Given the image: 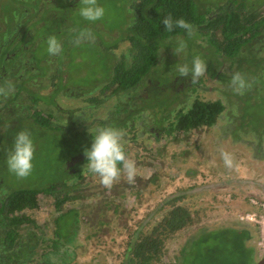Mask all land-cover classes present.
Wrapping results in <instances>:
<instances>
[{
  "label": "rangeland",
  "instance_id": "obj_1",
  "mask_svg": "<svg viewBox=\"0 0 264 264\" xmlns=\"http://www.w3.org/2000/svg\"><path fill=\"white\" fill-rule=\"evenodd\" d=\"M58 1L0 0V36L23 21V11L33 13L32 20L44 25L41 31L37 30L34 49L7 43L0 38V52L10 43L12 47L19 48L16 60L21 61V66L33 62L34 58L40 59V65L34 68L31 75L33 87H22L17 102L20 104L22 99L27 100L29 94L34 99L37 95L32 88L40 91V97L49 96L50 92L54 95L50 102L41 100L34 108L41 110L45 116L49 113L53 115L51 128L41 127L40 121L38 124L25 121L23 117L18 122L21 126L14 130L0 126V198L12 189L51 184L57 185L61 195L71 197L58 211L54 196L39 194L40 206L23 210L35 221V225H30L29 232L21 234L22 242L33 237L32 241L26 242V245L31 242V246L27 247L32 260L39 264L43 260L52 264H123L127 243L135 234L149 233L166 213L168 207L164 206V199L169 194L182 191L185 194L183 204L191 211L192 221L165 240L162 256L155 264H176L179 251L191 236L204 228L220 226L246 227L252 237L246 242L241 238L242 234L230 236L231 239L210 240L206 246L195 249V258L189 264H253L257 261L264 254V233L251 215L255 213L264 225V90L258 97L255 96L254 92L262 86L254 77H249L251 73L246 71L249 64L245 63L244 71L248 77L246 80L252 86L244 93L246 97L250 91L243 108L240 99L227 95L234 91L230 82L224 79L227 76L232 78L234 68H230L228 62L218 64L215 53L210 54V59L215 60L213 67L206 63V73L196 84L191 83L190 76L180 79L178 73L174 79L171 77L179 65L187 63L191 67L196 56L207 61L208 57L204 55L208 54H204L202 47L206 48L210 37L221 41L218 30L211 34L195 29L194 35L191 38L187 35L186 39V42L192 43L187 44L185 51L179 55L173 50L181 37L168 38L158 51L159 68L164 74L158 79L153 78L154 75H151L153 80L145 78L138 85L140 89L137 87L126 95V102L133 96L131 105L125 103L115 109L116 101L111 93L115 85L110 86L109 80H106L109 62L114 57L115 60L126 59L130 63L134 52L126 40L127 36L120 39V33L114 31V27L120 29L123 24L128 25L131 15L125 12V5L138 0H97L105 8V15L95 22L79 15L80 0L73 7L57 5ZM196 1L200 5V0ZM226 1L208 0L204 6L213 10L215 5ZM254 1L251 0L250 4L253 5ZM260 2L257 10L264 14V1ZM54 3L56 7L52 10ZM39 16L42 18L40 21ZM82 29L93 33L94 43L85 42L79 46L72 43ZM57 30L63 31L61 41L64 37L66 41L73 39L67 47L63 46L62 54L57 55L54 62L48 63L49 58H44L48 53L47 39L51 35L56 36ZM115 42L117 46L109 51L108 45ZM196 51L200 53L193 56ZM241 55L254 63L256 57L261 60L258 74L264 75V39L254 45L251 54L242 51ZM7 57L10 58V54ZM61 67L60 73L65 80L60 84L56 79L54 84V76L58 77L55 70ZM15 70L19 68L15 66ZM220 75L221 78L218 77ZM177 95L179 99L170 104L173 96ZM142 96H147L151 103L158 101L163 104L156 111L145 109V115L136 117L139 107L132 104H141ZM90 98H93L91 103L88 102ZM194 98L222 100L225 110L213 126L185 132L173 131L161 136L153 125L154 120L159 122L160 129L167 126L173 121L170 110H175L174 106L176 110L182 105L189 107ZM55 101L57 106H53ZM11 106L12 103L3 106L0 103V111ZM132 106L133 112L130 111ZM244 109L251 117L248 122L245 117L243 120L246 123L241 126L235 118ZM169 113L171 118H167ZM123 122L125 124L121 125ZM236 122L238 126L233 132L232 126H236ZM103 126L124 131L126 155L135 160L138 169L134 183H128L122 173L120 180L108 189L97 175L88 171L85 150L91 148L93 137ZM21 130L30 133L35 147L33 170L25 179L16 177L7 166L8 155ZM78 138H83L85 144L76 151L81 145L80 142L77 144ZM224 151L233 156L230 168L222 159ZM66 211L70 212L66 217H58L60 212ZM65 224L73 235L70 233L64 239L56 235L55 230L61 226L63 233ZM23 230L24 226L19 228L20 232ZM34 238L38 242L33 243ZM247 248H252L251 254ZM204 252L207 259L202 256ZM23 263V260L19 262Z\"/></svg>",
  "mask_w": 264,
  "mask_h": 264
},
{
  "label": "trees",
  "instance_id": "obj_2",
  "mask_svg": "<svg viewBox=\"0 0 264 264\" xmlns=\"http://www.w3.org/2000/svg\"><path fill=\"white\" fill-rule=\"evenodd\" d=\"M250 1L251 0H228L222 4L215 5L213 10L205 9L204 3L208 2V0H200V5H197L196 0H138L136 3L132 2L128 5L126 4L125 12L131 15L130 22L126 26L123 24L124 27L122 25L120 29H116L117 26H115L114 31L120 33V39H124L125 35L127 36L126 40L129 41L134 54L132 55L130 63H128L126 59L115 60L114 57L109 62L110 67L106 80H109L110 86L113 84L115 85L111 91L112 95H114L113 100L116 101V103H114L115 109L123 106L125 103H130L129 105H131L133 96L128 98L129 100L126 102L124 101L126 95L131 90L139 87L138 85H140L145 78L153 80V78L156 77L158 79L161 74H164L159 68L158 51L166 39L180 36L186 41L187 33L185 30L174 27L171 32H168L164 28L163 18L168 15H171L174 21L178 18L185 19L195 25L196 30L211 34L218 30L221 41L210 37L206 48L202 47V51H205L204 54H208H203L208 57L206 63L208 65L211 64L210 67H213L215 60L210 59V54L215 53L216 62L218 64L228 62L229 67L234 68L231 75L240 72L244 74L245 78H248L247 73L244 71L245 63L249 64L246 71L251 73L249 77L252 76L256 81L261 83L262 87L257 90L260 95L264 90V75L258 74L261 60L256 57L255 59L257 60H255L254 63L246 56L241 55L242 51H247L248 54H251L254 45L258 41L264 39V14L257 10V6L261 5V2L260 0H255L252 5ZM263 1L264 0H262V2ZM76 3H78V0H70L68 7H73ZM131 9H133L134 13ZM43 28L44 25L37 26V22L29 26V29L35 32H37V30L41 31ZM57 32H59V30H57ZM56 37L59 40L61 39L59 33ZM0 38L2 39V36H0ZM186 43L190 45L192 42ZM108 46L110 49H113L117 46V42L109 44ZM2 52L3 51H1L0 54ZM199 53L200 52L196 51L193 56ZM193 56L190 57L192 58ZM42 57L43 56H41V59ZM8 62L15 66L17 65L12 59H9ZM61 69L62 67L59 70L56 69L55 73L58 74V77L54 76L55 79L60 81V84H62L64 80V77L60 73V71L62 72ZM170 74H172V72H170ZM151 75H154V77L151 78ZM177 75L178 71L173 73L171 77L174 79ZM178 76L180 79H183L180 75ZM218 77L221 78L222 76L220 75ZM225 78L226 79L223 77L227 82L231 81L230 76ZM227 95H233L235 100L240 99L242 107L245 108L244 101L250 96V91H248L246 97H244V94L239 95L236 92ZM53 97L54 95L50 96V98ZM36 98H39V96H36L34 99ZM41 98L42 97H40V99ZM180 98L182 97L180 96ZM252 98H254L253 94ZM175 99H179V95L176 97L173 96L169 103L172 104ZM92 100L93 98H90L88 102L91 103ZM141 100V104H132L139 107L138 112L135 110L137 112L136 117L145 115V109L156 111V109H159L163 104V102L158 101L151 103L147 100V96H142ZM52 104L55 103L52 102ZM53 106H57V104ZM173 108L175 110H170L173 114V121L169 122L167 126H162L160 129L159 122L156 119L154 120L155 124L153 125H156V130L161 136L164 133L170 134L173 131L185 132L203 126H213L217 118L225 110V105L222 100L219 99L203 101L194 98L189 104V107L182 105L177 110L175 106ZM133 110L134 108L132 106L130 111L133 112ZM38 112H40V123L42 127L51 128L50 119H52L53 115L49 113L45 116L42 115L41 110L36 113ZM172 114L169 113L167 118H171ZM251 114L254 115L253 113ZM245 117L247 122L251 117L246 113V110L242 114L239 113L235 120H238L239 124L242 126L246 123L243 120ZM145 120H147V117ZM124 124L125 122L121 125ZM121 125L119 124L120 127ZM262 126H264V124ZM234 131L235 130H233V132ZM83 141V138H78L77 144L80 142L81 145L78 146L79 148H77L76 151L82 149V146L85 144ZM57 189L58 187L55 184L39 188L12 189L4 197L0 198V227H2V229L0 228V264H19L22 260L25 262L23 264H39L33 261V258L30 256V248H28L27 245L31 246V242L26 245V242L29 240L32 241L33 237H28V240L22 242L21 234L23 235L29 232L30 225H35V221L24 213L23 210L26 208H38L40 206L38 201L39 194L54 196L55 207L58 211L61 210L66 201L71 200V197L63 194L61 195L60 191H57ZM184 198V192L178 191L177 193L169 194L164 199V206L168 207L166 213L149 233L141 236L135 234L127 243L123 264H155L159 261L163 253L165 240L176 231L188 226L192 221L191 211L183 204ZM69 213V211L60 212L58 217L64 218ZM22 226H24V230L20 232L19 228ZM58 227L55 230L56 235L64 237L65 239L70 233L72 234L67 224L63 226L65 228L63 233L61 226ZM136 231L138 232V230ZM237 234H242L241 238L244 239L245 242L252 237L246 227L220 226L213 229L204 228L187 240L179 251L176 264H189L190 261L195 258V249L198 246H206L210 240H216L218 238L226 239L230 238V236H237ZM54 239L55 238H53V240ZM235 240L239 239L235 238ZM36 242H38V239L34 238L33 243ZM243 244L245 245V243ZM251 249L247 248L250 254ZM202 256L207 259L205 252L202 253ZM42 264L52 263H47L43 260Z\"/></svg>",
  "mask_w": 264,
  "mask_h": 264
},
{
  "label": "clouds",
  "instance_id": "obj_3",
  "mask_svg": "<svg viewBox=\"0 0 264 264\" xmlns=\"http://www.w3.org/2000/svg\"><path fill=\"white\" fill-rule=\"evenodd\" d=\"M81 7L79 15L87 21L95 22L105 15V8L97 3V0H80ZM164 28L171 32L174 27L186 31L189 38L195 33V25L183 18L175 21L171 15L163 18ZM95 37L89 29H82L75 36L72 43L81 45L85 42H93ZM129 43V42H128ZM187 47L184 39H178L177 46L173 50L174 54L183 53ZM47 52L49 55L57 56L63 52V45L60 40L51 35L47 39ZM177 71L181 77H189L191 83L196 84L199 78L206 73V61L200 56L194 57L191 67L187 63L179 65ZM22 83V82H20ZM230 86L234 92L243 95L246 90L251 88V83L246 80L244 74L236 72L233 74ZM15 91L11 81L0 85V97L5 99ZM124 131L112 126H106L97 130L93 137L90 149L85 150L87 157V169L89 172L100 178L101 184L108 189L120 180L122 173L125 175L128 183H134L138 175V169L135 160L129 158L125 152ZM34 143L31 135L26 130L17 133L14 147L7 158V166L11 173L20 179L27 178L33 170ZM226 167L233 166V156L229 152L221 153Z\"/></svg>",
  "mask_w": 264,
  "mask_h": 264
},
{
  "label": "flooded vegetation",
  "instance_id": "obj_4",
  "mask_svg": "<svg viewBox=\"0 0 264 264\" xmlns=\"http://www.w3.org/2000/svg\"><path fill=\"white\" fill-rule=\"evenodd\" d=\"M69 1L70 0H59L57 5L68 6ZM53 5H55V3ZM55 7H56V5L54 7H52V10H54ZM33 11L36 12V9L34 8ZM29 13H30V15H29ZM32 14L33 13H31L29 11L28 12L23 11L21 13L23 21H21L17 27L15 26L14 29L9 30L7 33L5 30V32L2 35V41H7V43L11 42L14 45H19V46L24 47V48L32 47V49H34L36 47V44H37L38 34H37V32L29 29V26L31 24L35 23L32 20ZM41 19H42L41 16H39V21ZM38 25H43V23L37 24V26ZM62 32L63 31L60 30L58 33L61 35ZM72 39L73 38H71L70 40H72ZM69 41H66V37H64V39L62 41L60 40L62 45L65 47H67V44L69 43ZM11 43L9 45H7V47H5L3 45L4 50L2 53L6 54V55H2V53L0 54L2 56V57L0 56V59H1L0 85L5 84L7 81H11L12 84L14 85V88H15L14 93L11 94L10 96H8L6 99L4 97H0L1 106H3L4 104H8V103L13 104V106H11L8 110L2 108L0 111V126H2L3 128L5 127L6 130L7 129H13L14 130L16 127H20L21 124H19L18 122L22 119V117L25 119V121H30L34 124H38L40 121V112L36 113L37 111H39V109H34V108H36L38 106V104L41 100L45 101V103L50 102V96L53 95V93L50 92L48 94L49 97L44 96L40 99V91L32 88L33 93L35 95L39 96V98L31 99L32 95L29 94V98H27V100L22 99L20 104L17 102V98H18L19 93H20V91H18V89L21 90L22 87H29L30 88V86H32L31 85V81H32L31 75L33 74L32 71L34 70V68L38 67L40 60H38L37 58H34L33 62L30 61L27 65L25 63V64H22V66H21V61H17L15 58V55H17V53L20 50L18 47H12ZM108 50L110 51V48H108ZM7 54H10V58L13 60V62H16V64H17L16 66L19 68V70H15V65L8 62L10 58L7 57ZM44 58H47V59L49 58L48 63H51L52 61L54 62L56 60V56L49 55L48 53L45 54ZM66 69H67V66H65V70ZM63 77H64V75H63ZM64 80H65V77H64ZM14 81H16L17 83H15ZM20 82H22V83H20ZM53 82H54V84L56 83L55 78L53 79ZM18 83H20V84H18ZM64 84H65V82H64ZM24 91H25V89H24ZM254 94L256 97L259 96L258 92H254ZM228 97H231V96L229 95ZM7 100H9V102H7ZM33 100H36V101H33ZM56 104H57V102H56ZM244 112H245V109H244ZM42 115H44V114L42 113ZM66 117H68V114L66 115ZM39 125L42 127L41 123H39ZM235 125L236 126H232V130H235V128H237L238 122H236ZM1 137H2V135H1Z\"/></svg>",
  "mask_w": 264,
  "mask_h": 264
},
{
  "label": "built area",
  "instance_id": "obj_5",
  "mask_svg": "<svg viewBox=\"0 0 264 264\" xmlns=\"http://www.w3.org/2000/svg\"><path fill=\"white\" fill-rule=\"evenodd\" d=\"M261 205H262V204H261ZM260 207H262V206H260ZM262 208H263V211H264V207H262ZM261 215H262V214H259L258 216H261ZM251 216L253 217L254 220H256V222L259 224V226H261V233H264V225H263L262 220H259V218H256L257 216H256L255 213L252 214Z\"/></svg>",
  "mask_w": 264,
  "mask_h": 264
},
{
  "label": "water",
  "instance_id": "obj_6",
  "mask_svg": "<svg viewBox=\"0 0 264 264\" xmlns=\"http://www.w3.org/2000/svg\"><path fill=\"white\" fill-rule=\"evenodd\" d=\"M253 264H264V254L257 261H255Z\"/></svg>",
  "mask_w": 264,
  "mask_h": 264
},
{
  "label": "crops",
  "instance_id": "obj_7",
  "mask_svg": "<svg viewBox=\"0 0 264 264\" xmlns=\"http://www.w3.org/2000/svg\"><path fill=\"white\" fill-rule=\"evenodd\" d=\"M18 84H20V83H18ZM18 91H20V89H18Z\"/></svg>",
  "mask_w": 264,
  "mask_h": 264
}]
</instances>
